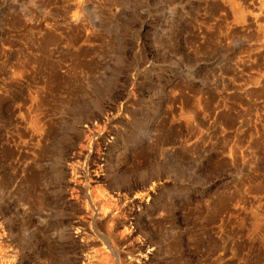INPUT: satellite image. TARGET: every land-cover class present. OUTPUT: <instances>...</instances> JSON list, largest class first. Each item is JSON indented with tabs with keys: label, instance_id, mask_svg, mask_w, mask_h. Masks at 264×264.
<instances>
[{
	"label": "rangeland",
	"instance_id": "rangeland-1",
	"mask_svg": "<svg viewBox=\"0 0 264 264\" xmlns=\"http://www.w3.org/2000/svg\"><path fill=\"white\" fill-rule=\"evenodd\" d=\"M0 264H264V0H0Z\"/></svg>",
	"mask_w": 264,
	"mask_h": 264
},
{
	"label": "bare ground",
	"instance_id": "bare-ground-1",
	"mask_svg": "<svg viewBox=\"0 0 264 264\" xmlns=\"http://www.w3.org/2000/svg\"><path fill=\"white\" fill-rule=\"evenodd\" d=\"M239 17H240V18L243 17V14H242L241 12L239 13ZM40 122H41V121H40ZM36 125H37V127L40 129V138H41V123H39V122L37 121V122H36ZM118 168H119V167H118ZM123 188H124V187H123L121 184L118 185V184L116 183V189H117L118 191H119V190H123ZM94 219H95V218L93 217V222H94ZM91 223H92V222H91ZM59 232H60V234H61L60 236H63V235L65 234L64 231H59ZM111 247H112V245H111Z\"/></svg>",
	"mask_w": 264,
	"mask_h": 264
}]
</instances>
